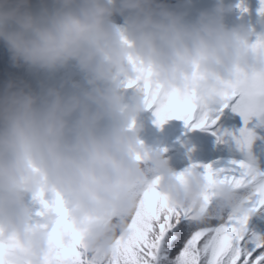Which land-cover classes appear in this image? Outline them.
Returning a JSON list of instances; mask_svg holds the SVG:
<instances>
[{"label": "clouds", "instance_id": "clouds-1", "mask_svg": "<svg viewBox=\"0 0 264 264\" xmlns=\"http://www.w3.org/2000/svg\"><path fill=\"white\" fill-rule=\"evenodd\" d=\"M233 7L217 0L184 23L186 13L165 0H0V40L13 66L52 71L74 61L86 82H73L67 93L34 92L13 79L0 87V240L15 238L22 246L14 264H42L47 254V233L29 228L24 202L25 193L41 190L59 193L85 230V246L99 257L107 253L110 221L131 209V190L146 179L137 154L160 176L171 204L201 214L205 179L192 170L177 180L164 151L141 143L142 126L130 122L145 111L142 94L125 104L119 89L122 81L144 78L129 57L151 70L153 86L195 90L209 105L216 103L210 90L264 73V52L251 49L250 29L224 23ZM117 13L122 27L113 22ZM214 191L217 207L233 206L229 186ZM55 218L47 210L43 222Z\"/></svg>", "mask_w": 264, "mask_h": 264}, {"label": "snow or ice", "instance_id": "snow-or-ice-1", "mask_svg": "<svg viewBox=\"0 0 264 264\" xmlns=\"http://www.w3.org/2000/svg\"><path fill=\"white\" fill-rule=\"evenodd\" d=\"M258 13L264 14V0H260ZM123 42L128 43L126 39ZM250 47L264 52V36H257ZM128 62L143 72L144 78L127 80L124 87H135L142 94L145 111L151 112L152 123L158 128L177 120L189 131L207 129L217 124L224 109L238 114L242 127L236 133L218 130L219 134H212L218 143L230 137L240 158L230 160L226 169L190 164L177 173V180L183 181L188 172L203 168V172L196 171L207 183L199 216L193 208L169 202L160 191L157 173L135 185L131 209L110 221L112 242L102 257L85 246V230L71 219L59 193H54L51 202L42 190L34 193L43 209L37 215L44 218L51 210L56 217L52 223L29 224L30 229L47 233L48 251L42 264H264V168L252 153L258 138L254 129L264 126V73L228 82L222 90H210L216 103L209 105L195 90L162 91L152 85L150 69L140 68L132 57ZM134 126L135 120L130 122V127ZM135 159L142 162L139 154ZM217 185L233 190L232 207L215 205ZM18 250L22 246L17 239L0 240V264H14L11 257Z\"/></svg>", "mask_w": 264, "mask_h": 264}, {"label": "trees", "instance_id": "trees-1", "mask_svg": "<svg viewBox=\"0 0 264 264\" xmlns=\"http://www.w3.org/2000/svg\"><path fill=\"white\" fill-rule=\"evenodd\" d=\"M2 44L5 45L3 41ZM2 61L6 62L0 54V70ZM69 65L70 64L68 63L62 68L53 70V72H55L56 75H61L63 77L67 76L69 80L79 83L82 87H86L83 73L69 68ZM5 73L8 74V78H11L10 70L5 69ZM72 90V87H65L66 93ZM119 90L124 96L123 103L125 104H130V97L133 93L138 91L135 87H124L123 81L120 84ZM224 112V116L220 118L217 121V124L211 129L207 128L189 131L186 128V133L175 142H172L171 140L172 135L169 132V127L171 123H174L179 129L181 124H183L182 121L170 120L165 125L158 128L152 123L153 117L151 112L143 111L137 114L135 124L142 126L138 134L140 141L148 148L166 149V151H164V159L166 160L168 166L177 173L183 171L190 164H212L213 168L226 169L230 166V160L239 159L240 156L235 149L228 147L227 144L224 146L223 143H218L217 137L212 134L213 132H217V134H219V132L227 130V127L231 122L233 112L230 109H225ZM164 128L168 131L166 136H164L163 133ZM260 129H264V126L258 127V130ZM223 139L225 141L227 138L224 137ZM259 144H261V149L264 152V132L259 137ZM253 151L254 149L252 146V152ZM257 163L261 168H264V158ZM140 164L141 168L145 171L146 179H151L155 172L151 170L150 162L142 161ZM196 171L203 172V168H197ZM44 198L51 202L54 199V194L45 193ZM24 202L29 207L30 223L41 222L43 217L37 215L38 212L43 211L39 200L35 199L32 193H25Z\"/></svg>", "mask_w": 264, "mask_h": 264}, {"label": "rangeland", "instance_id": "rangeland-1", "mask_svg": "<svg viewBox=\"0 0 264 264\" xmlns=\"http://www.w3.org/2000/svg\"><path fill=\"white\" fill-rule=\"evenodd\" d=\"M180 1L182 4L180 3V7H178L176 3ZM232 1L237 3V5L239 4L241 8L247 9V11H244L245 13H247V15L243 14L247 19L244 16L238 15L235 12L231 11L226 13L224 17V23L228 25V23L231 22H233L234 24H237L236 22H238L250 29V43L254 42L257 36H264V14L258 13V9L260 8V0H223V3L225 5H228L232 4ZM32 2L35 4L37 0H32ZM165 2L169 5L171 10L176 11L178 13H186L183 19L184 23H192L195 21L200 11L210 9L217 2V0H165ZM233 10L235 9L233 8ZM254 18L256 19V22L254 21ZM112 19L117 26L122 27V18L118 13L114 14ZM0 54L1 57L6 61H2L1 63L0 87L3 86L6 80L13 79L17 82L22 81L23 83L27 84L34 92H39L41 90V87H55L61 90L63 93H66L65 87H71L73 83V81L69 80L67 76L63 77L61 75H56L53 70H42L35 67H29L23 64L18 67L13 66L10 60V54L6 46L2 44V40H0ZM69 64V68L80 71L74 61H70ZM5 69L10 70L11 78H8V74L5 73ZM249 126L251 127V125ZM240 127H242V120L238 114L233 113L231 122L227 127V131L236 133ZM254 131L258 138L254 141L252 145L254 149L252 153L256 157V160L258 162L262 158H264V152L261 149V144H259V137L264 132V129L258 130L257 127L254 129ZM167 132V129L164 128V136L167 135ZM169 132L172 135V142H175L186 133V128L183 124H181V127L178 129V127L174 123H171L169 127ZM225 137L227 139L225 140L223 145L226 146L227 144L228 147L235 149L234 143L232 142L231 138L227 136Z\"/></svg>", "mask_w": 264, "mask_h": 264}, {"label": "bare ground", "instance_id": "bare-ground-1", "mask_svg": "<svg viewBox=\"0 0 264 264\" xmlns=\"http://www.w3.org/2000/svg\"><path fill=\"white\" fill-rule=\"evenodd\" d=\"M190 1H193V0H190ZM201 1V0H200ZM181 3V1L180 2H177L176 4H177V6L178 7H180V4ZM182 4V3H181ZM193 4V3H192ZM232 4L235 6V7H237V3H235V2H232ZM194 5V4H193ZM196 6V5H195ZM239 8V7H238ZM254 21L256 22V19L254 18Z\"/></svg>", "mask_w": 264, "mask_h": 264}]
</instances>
